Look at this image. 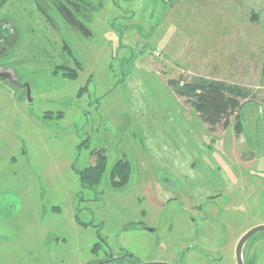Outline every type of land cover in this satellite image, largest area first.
<instances>
[{
	"label": "rangeland",
	"instance_id": "374dc122",
	"mask_svg": "<svg viewBox=\"0 0 264 264\" xmlns=\"http://www.w3.org/2000/svg\"><path fill=\"white\" fill-rule=\"evenodd\" d=\"M38 1L0 7V264H236L264 224V0H68V23ZM194 76L251 95L209 126L167 84ZM242 257L264 264V231Z\"/></svg>",
	"mask_w": 264,
	"mask_h": 264
},
{
	"label": "trees",
	"instance_id": "16d2710c",
	"mask_svg": "<svg viewBox=\"0 0 264 264\" xmlns=\"http://www.w3.org/2000/svg\"><path fill=\"white\" fill-rule=\"evenodd\" d=\"M3 1L0 0V7ZM39 11L47 18V22L50 21L49 14L40 4ZM64 46L69 50L67 43H64ZM68 54L71 55V52L68 51ZM57 71H61L63 76L69 79L76 76L75 70L63 63L56 66L55 72ZM167 84L174 88L177 94L186 99L187 103L198 111L203 121L209 126H214L229 117L242 105L240 99H248L251 95L245 87L205 76H194L190 79H169ZM94 153L95 163L77 171L79 182L84 188L92 189L96 187L101 181L106 168V156L103 151L96 150ZM129 175V163L125 160H118L110 170L112 185L122 187L127 183ZM124 256H129L132 259L134 257L127 252Z\"/></svg>",
	"mask_w": 264,
	"mask_h": 264
},
{
	"label": "flooded vegetation",
	"instance_id": "af4514ba",
	"mask_svg": "<svg viewBox=\"0 0 264 264\" xmlns=\"http://www.w3.org/2000/svg\"><path fill=\"white\" fill-rule=\"evenodd\" d=\"M5 2H6V0L3 1V4ZM46 2H48L51 6H53V10L56 11L57 13H59L61 18H64V20L68 23L67 15L65 12L66 11L65 5L70 4V1H68V0H46ZM63 2H64V4H63ZM49 17H50V21H48V23L51 26H54V21H53L52 17L50 15H49ZM0 19H2V17H0ZM46 19L47 18L45 17V20ZM61 40H62V44L64 46V43H66V42L64 41V39H61ZM93 254H95V253H93ZM124 255H125V252H123V251L117 256H113L111 253H104V257H102L101 259H95V260H93L87 264H138V263H141L140 261H138V259L135 256L132 259L129 256H124Z\"/></svg>",
	"mask_w": 264,
	"mask_h": 264
},
{
	"label": "water",
	"instance_id": "95a60500",
	"mask_svg": "<svg viewBox=\"0 0 264 264\" xmlns=\"http://www.w3.org/2000/svg\"><path fill=\"white\" fill-rule=\"evenodd\" d=\"M264 231V224H260L257 226H254L247 230L238 240L235 246V258H236V264H244L243 257H242V249L246 241L255 235L256 233ZM138 264H170L162 261H156V262H146V263H138Z\"/></svg>",
	"mask_w": 264,
	"mask_h": 264
}]
</instances>
